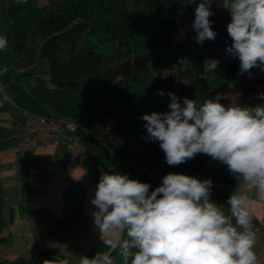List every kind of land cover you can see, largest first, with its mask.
Returning a JSON list of instances; mask_svg holds the SVG:
<instances>
[{
	"label": "trees",
	"instance_id": "obj_1",
	"mask_svg": "<svg viewBox=\"0 0 264 264\" xmlns=\"http://www.w3.org/2000/svg\"><path fill=\"white\" fill-rule=\"evenodd\" d=\"M196 3L189 0H0V29L8 39L5 51L11 67L10 84H17L27 92V98L49 109L44 115H66L77 125L94 133L105 119H112L122 133L129 134L140 144V152L150 154L149 163L140 159L129 145L119 146L103 141L124 163L138 171L146 170L156 176V183L169 172L182 173L201 180L213 181L212 197L226 201L234 191L237 180L227 167L209 156L197 154L179 166H169L158 142L147 140L146 123L141 119L153 111H169V92L180 98L202 104L207 98L222 95L230 81L238 88L230 104L255 107L264 103L259 99V87L264 85V72L251 69L244 80H237L239 59L232 76L226 59V48L232 41L227 33L230 13L222 20L216 6L223 0H209L213 15L215 41L197 44L192 29L174 40V29L185 17L195 19ZM186 58L194 68L182 71L179 60ZM206 59L219 60L215 78L194 79L195 72H203ZM7 62V61H6ZM168 70L161 77V69ZM157 78L152 80L153 71ZM159 91L164 95L160 96ZM26 95V94H25ZM229 104V105H230ZM120 132H118L119 134ZM121 136V135H119ZM161 162L155 165L156 158ZM0 185V213L2 207ZM8 236H0V243ZM110 255L121 264L118 250ZM45 260L59 264L64 260L55 253L43 251L31 261L2 260L0 264H43Z\"/></svg>",
	"mask_w": 264,
	"mask_h": 264
},
{
	"label": "clouds",
	"instance_id": "obj_2",
	"mask_svg": "<svg viewBox=\"0 0 264 264\" xmlns=\"http://www.w3.org/2000/svg\"><path fill=\"white\" fill-rule=\"evenodd\" d=\"M211 4L200 0L195 8L191 27L197 44L216 39ZM223 7L231 17L227 33L232 43L226 53L239 59L238 75L251 76L253 68L264 72V0H223ZM7 48V36L0 35V51ZM178 63L182 71L194 68L186 58ZM219 63L206 59L203 72L194 71V79H214L210 74L217 72ZM2 71L7 72V67ZM168 96L169 111L141 117L147 140L159 143L169 166H179L197 154L209 156L225 165L244 190L233 191L226 204H218L211 198V179L169 172L150 191L149 183L116 170L105 171L90 200L100 240L105 248L118 250L121 264H260L253 218L257 201L264 202V103L225 106L217 93L202 104L187 97L181 104L175 93ZM258 98L264 100V93ZM77 264L117 262L109 252L97 251L91 258L80 255Z\"/></svg>",
	"mask_w": 264,
	"mask_h": 264
},
{
	"label": "crops",
	"instance_id": "obj_3",
	"mask_svg": "<svg viewBox=\"0 0 264 264\" xmlns=\"http://www.w3.org/2000/svg\"><path fill=\"white\" fill-rule=\"evenodd\" d=\"M5 87L0 84V236H8V240L0 243V261H31L48 251L77 264L80 255L91 258L97 251L108 252L91 215L90 200L99 178L105 171L116 170L138 180L142 172L135 173L131 164L121 161L85 128L64 132L57 144L17 150L16 133L24 120L23 111L39 112V105L27 98V92L17 102L12 86L8 91ZM30 104L37 110L30 111ZM40 108L49 113L48 108ZM155 181L154 174L147 179L150 191L160 186ZM237 190L243 191L244 186L236 183ZM249 195L255 199L254 193ZM255 207V251L264 264V202L257 201Z\"/></svg>",
	"mask_w": 264,
	"mask_h": 264
},
{
	"label": "rangeland",
	"instance_id": "obj_4",
	"mask_svg": "<svg viewBox=\"0 0 264 264\" xmlns=\"http://www.w3.org/2000/svg\"><path fill=\"white\" fill-rule=\"evenodd\" d=\"M47 0H37L39 5H42L44 3H46ZM217 9V15L218 17H220L222 20L225 19L227 11L225 10V8L223 7V3L219 4L216 6ZM194 22V19L191 17H185L184 20L174 29V36L172 37L174 40H177L182 34H184L185 32H187L188 30L192 29V24ZM0 35H2L1 29H0ZM226 59H230L232 62V65L228 68V74L229 76L233 75V72L236 68L237 63V58H232L230 57L228 54L225 55ZM7 61V62H6ZM7 67V69H9L11 67L10 61L8 60V58L6 57L5 51H0V84L5 85V91H8L11 86L12 88L10 89V91H12V93H15L14 95H16V99L17 102H19V99L24 96L25 94V90L23 88H21L20 86H18L17 84L13 83L10 84L9 82H11V78L8 75V72H3V68ZM168 73V70L166 69H161V77L166 76ZM157 71L154 70L153 74H152V80L157 78ZM248 75V72H245L243 74H240L239 76H237V80H244ZM227 91L225 92V95L227 97V101H225L224 104L225 106H228L231 101L233 100L235 94L238 92V88L234 85V83L232 81H230L227 85ZM259 93L262 94L264 93V85L259 87ZM27 95V93H26ZM23 101V100H20ZM29 106V107H28ZM27 107L30 109V111H36V107H34L32 104L28 105ZM118 132H120L118 134ZM97 138H99L100 140H104L105 142H110L112 145H117L119 146V144H122L123 142L126 145H129L132 150L134 151V153L136 155L139 156L140 159L145 160V162L148 164L149 163V159H150V154L148 152H140V144H138V141L135 140L133 137H130L129 134L127 133H122L121 130L115 126V123L112 119H105L102 123H100L99 125H97L95 127V131L93 133ZM121 135V136H119ZM161 162L160 157L156 158L155 161V165H159ZM138 171V169L135 167L134 168V172L136 173ZM140 172H142V177H140L138 180L141 182H147V179H150L151 176H153L152 173L146 171V170H141Z\"/></svg>",
	"mask_w": 264,
	"mask_h": 264
},
{
	"label": "built area",
	"instance_id": "obj_5",
	"mask_svg": "<svg viewBox=\"0 0 264 264\" xmlns=\"http://www.w3.org/2000/svg\"><path fill=\"white\" fill-rule=\"evenodd\" d=\"M24 120L16 133L15 148L24 150L29 146L57 144L64 132H74L76 123L66 115H44L23 111Z\"/></svg>",
	"mask_w": 264,
	"mask_h": 264
}]
</instances>
